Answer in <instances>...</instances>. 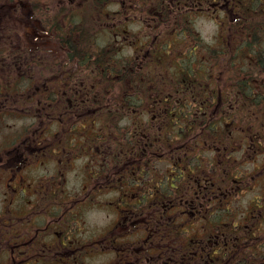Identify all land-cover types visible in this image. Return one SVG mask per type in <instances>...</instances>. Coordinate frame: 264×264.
Listing matches in <instances>:
<instances>
[{"label": "flooded vegetation", "instance_id": "obj_1", "mask_svg": "<svg viewBox=\"0 0 264 264\" xmlns=\"http://www.w3.org/2000/svg\"><path fill=\"white\" fill-rule=\"evenodd\" d=\"M179 1L0 2V23H13L11 35L0 31V66L6 60L11 62L9 68L14 79L9 82L11 87H15L20 85L18 75L31 70L37 58L43 59L47 74L60 75L63 83L67 82L41 80L45 87L39 93L41 100L54 102L55 108L62 106L63 110L71 106L70 110L63 111L69 118L79 115L81 110L95 111L102 107L107 110V113L103 112L102 120L107 130L100 133L105 149L100 151L107 159L115 157L110 161L115 167L121 165L124 168L115 171V167L110 166L108 172L101 171L97 179L102 180L101 183H110L118 193L115 202L119 217L113 229L116 236L109 235L112 242L107 246L101 242L103 247L93 248V252L111 250L114 258L109 264H264V224L260 222L264 219V204H255V211L247 214V222L237 221L229 210L230 201L239 197L245 187L254 188L251 179L256 182L264 177V77L256 90L250 82L242 80L241 46L235 63V84L228 86L232 80L226 76L229 68L226 55L222 56L220 63L212 64L210 56L205 54V47L198 46L194 40V26L184 25L194 21L195 16L202 15L213 17L215 22L222 24L235 21L236 30L226 29L221 36L227 38L235 33L239 46L245 36L253 37L258 33L249 30L247 22L264 20V0H188L184 13L178 9ZM251 4L255 6L254 14L249 11ZM205 10L209 13L206 14ZM55 19L63 25H55ZM129 23H139L143 28L139 32L133 31L128 27ZM82 24H85L84 28ZM181 32L188 36L192 47L186 45L177 52L171 51L169 56L163 46L170 42L171 36ZM19 34L26 38L27 47L21 44ZM105 36L112 40L100 46L104 44ZM137 39L139 41L135 45ZM196 50L204 51L203 58L208 66L199 63L182 66L179 70L180 62L175 64L176 54L186 56L188 53L187 59L191 60ZM40 53L46 56H40ZM166 58L162 63L161 60ZM201 67L205 71L201 78L188 79L189 83L183 87L175 78L174 84H170L169 73L175 76L177 72L186 73L189 69L187 73L196 76ZM213 67H220V71L212 73ZM262 67L264 73V63ZM132 70L136 79L129 82L125 79ZM211 77L216 87L209 84ZM15 79L17 83L14 85ZM3 82L8 84L1 71L0 84ZM138 82H143L138 86V93L151 98V102L140 104L124 93V89L130 90ZM34 86L39 90L37 85ZM150 88L152 92L148 93ZM122 90L124 95L120 97ZM117 91L119 95H116ZM6 92L0 90V100L20 95L29 101V93L15 90V93L5 96ZM180 94H185L186 99ZM77 101L87 104L83 107L73 104ZM89 102H92V107ZM228 102L235 106H229ZM247 102L249 107H246ZM211 106L213 110H210ZM70 112L76 114L69 115ZM148 112L150 117L146 115ZM128 113H133L132 119L121 126V118ZM58 131L52 136L59 137ZM237 132L248 136V147L257 154L249 174L237 164L235 153L244 150L243 142L235 137ZM43 138H38V143L32 145L41 149ZM73 140H69L71 145ZM25 147L17 145L5 150L0 155V172L7 173L12 179L27 158ZM60 147V150H52L49 154L60 156L63 153L64 156L67 153L61 137ZM69 148V152L73 151V147ZM47 151L43 150V153ZM207 151H213L214 156H207ZM70 155L73 159L74 154ZM156 159L171 162L161 171L152 163ZM134 167H138V175L126 172ZM92 173L97 174L95 170L89 173L88 184L83 190L86 194L96 186ZM52 177H45L36 187L56 185ZM21 178L20 187L8 183L11 189L9 200L12 202L21 198V193L27 195L29 184L25 187ZM36 187L34 192L44 193ZM22 188L23 192H20ZM223 199L227 205L228 221L233 223L227 228L222 227L227 222L220 221L221 214L209 213L213 204ZM256 199L254 197L252 203ZM1 209L4 211L0 212V264L79 262L73 248L78 249L76 246L80 240L77 238L81 237L74 232L55 231L53 243L41 240L39 244L37 238L31 241L32 233L27 232L29 238H26L18 231L17 221L27 222L25 217L28 213L19 216L8 204ZM260 211L263 218H259ZM193 224H199L201 230L193 229L189 236L187 228ZM120 228L125 229L122 234ZM44 231L39 230L41 239ZM117 235L125 236L118 240ZM101 238L109 239L106 235ZM69 242H74V245ZM71 259L73 261H69Z\"/></svg>", "mask_w": 264, "mask_h": 264}, {"label": "rangeland", "instance_id": "obj_2", "mask_svg": "<svg viewBox=\"0 0 264 264\" xmlns=\"http://www.w3.org/2000/svg\"><path fill=\"white\" fill-rule=\"evenodd\" d=\"M178 5L179 11H183L182 13H184L189 2L188 0H180ZM205 9L207 8L205 7ZM205 13L208 14L209 10H205ZM259 21L260 22H252L258 29V33H254L251 40L247 39V41L253 42L252 48H243L240 56V60L243 63L242 80L250 82L255 90L260 84V79L264 77L262 67L264 61H261V59L264 60V20L260 19ZM1 24H4V30H7L9 33L13 32V24L7 26L6 21ZM62 25L63 23H61V26ZM127 25L131 30L136 32H139L140 29L143 28L139 23H129ZM184 25L194 26V40L200 46H209L208 49L212 62L219 61L220 50L214 51L212 49L213 46L218 44V38H215L217 35V24L213 20V17L210 18L205 15L199 17L195 16L194 21L190 23L185 22ZM242 30H244V27ZM213 33H215V35H213ZM175 36L178 38H175ZM205 36H212L213 42H206L204 39ZM19 37L22 41L21 44L27 47L26 38L21 34H19ZM187 37L181 32L180 34L171 36L169 40L172 47H175L178 51L186 45L191 46V44L186 43ZM189 39L192 42V39ZM111 40V37L105 36L102 40L104 44L99 45L104 46ZM138 41L139 39H137L135 45H137ZM183 41H185L186 45L182 43ZM255 41L259 43H255ZM241 42L243 45L246 44L244 39H242ZM4 46L7 45L4 44ZM167 49L169 50L171 48L166 46L165 50ZM203 52L204 51H201L199 53V58L195 61L188 60L187 56H184L185 54L177 53V56L175 55V64L176 62H180L181 66H178L179 70L182 69V66L187 67L188 65L192 66L199 63L208 66V62L203 58ZM5 55L7 56L6 51ZM40 56L46 55L40 53ZM12 59H14V57ZM35 62L31 70L27 69L28 72H24L20 74V76L18 75L20 85H16L15 87H11V83L9 82L10 79H14L11 78V71L9 68L11 62L6 60V63L0 66V74L2 71L3 79L8 83L6 84L3 82L0 84V90H3L4 93L7 91L5 96H10V94L15 93V90L18 93H29V101H26V99L20 95L18 97L15 96L14 99L3 97L2 100H0V155L3 154L5 150L13 149V147L17 145L31 147L28 149L25 147V150L28 152L27 158L24 163L22 162L12 179L9 178L7 173L0 172V212H3L4 210L1 208L7 207L8 204L13 210L18 212L17 215L19 216L28 213V216L25 217L27 222H22L23 220L17 221L19 225H22H17L18 231L26 236V238H29L27 232L32 233L31 241L37 238L39 244H41V240L43 242L53 243L56 239L55 231H59L60 233L70 231L69 234L74 232L75 235L81 237L84 241L77 238L80 240V243L76 246L78 249H75V247L73 248L74 256H77L76 261L79 262H63V264H109L114 258V253H112L111 250L105 249V251L95 252L92 250L96 247L102 248L101 242L103 241L105 243L104 246L112 242L110 238L113 235L116 236V232L114 233L113 229L119 217V215L116 214V207L118 205L115 202L118 193L113 190V187H110V183H101L102 180H97L101 171L106 173L110 166L115 167L114 164L110 162L115 159V157L107 159L100 151L103 150V148L105 149L100 133L107 130V125L103 126L102 122L105 115L103 112L107 113V110L104 107L100 109L102 112H100V110H81L79 115L70 112L69 115L75 116L69 118L63 111L70 110L71 106L63 110L62 106L60 108H55L54 102H45L41 100L39 93L43 92L45 89L41 80H48L51 82L61 80L63 83L64 79L61 78L60 75L55 76L47 74L48 68L44 66L45 62L43 59L37 58ZM251 62L259 63L260 66L251 68ZM259 68L262 71H260ZM188 71L189 69L186 70V73ZM236 71L235 67H233V71H230L232 73V81L229 85L235 84ZM186 73L183 75H186ZM68 80L72 81L70 78ZM24 81L26 82L23 83ZM16 83L17 80L15 79L14 85ZM204 84H206L205 81ZM209 84L212 87L217 86L213 77L209 80ZM34 85H37L39 90H36V86ZM166 89L167 85L165 86V90ZM148 92L151 93L152 89L150 88ZM180 95L183 96L184 100L186 99L185 94ZM59 96H63V94H59ZM76 103L81 107L87 104V102L82 101L73 102V104ZM89 105L92 107V102H89ZM228 105L235 106V104L230 102H228ZM249 105L250 103L246 104L248 107ZM213 109L214 107L211 106L210 110ZM54 111H56L55 114H53ZM209 116L210 115L205 118ZM132 117L133 113H128L126 117H122L120 125L124 126L125 123L130 122ZM102 126L103 129H100ZM57 131L59 137H53L52 135ZM40 137H44L42 140L43 147L41 149L38 147L39 149H37L35 148L36 146L32 144L38 143V138ZM60 137L62 138L63 146L67 147V153L64 156H62L63 153H61L60 156L56 153L49 154L52 150L54 152L62 148L60 147ZM235 137L240 143L243 142L242 147L244 146L243 151H237L235 153L237 156L236 158H238L237 164L240 165L242 171H251L257 154L248 147V136L246 134L237 132ZM71 139H74L73 145L69 143ZM69 147H73V151L69 152ZM204 148L207 147L205 146ZM43 150L48 151L43 153ZM70 153L74 154L73 159ZM206 155L212 157L214 156V152L207 151ZM262 157L263 156L260 157V160ZM170 162L171 160L156 159L152 163L155 164V168L162 171L167 168ZM123 168L124 167L120 165L119 167H115V171L122 170ZM93 170H95L97 174L95 175V173H92L90 175H95L94 184L96 186L91 188V190L89 189L90 193L86 194L83 190L88 184L89 173ZM126 172L130 175L139 174L138 167L127 169ZM249 173L250 172L247 174ZM21 176L23 177V185L27 187L26 185L29 184V187L26 188L27 195L24 196L23 193H21L22 197L12 202L9 200L11 189H9L8 183H13L14 186L20 187L22 185ZM51 176H54L52 178H54V182H57L56 185H45V188L36 187L40 185L38 184L39 181H44L45 177L49 178ZM116 180H118V178ZM251 184L254 185L253 189L245 187L238 195L239 197L236 196L235 199L230 201L229 210L235 215L237 221L247 222L246 220L249 218L247 214L255 211V204H264V177L256 182L251 179ZM35 187L36 190L44 191V193L40 192L38 194L37 191L34 192ZM20 192H23V188ZM254 197H257V199L252 203ZM19 207H21L20 210H18ZM226 208V201L223 199L213 204V207L209 210V213L214 212L215 214H221L220 221L223 223L227 222L226 225H222L223 228L233 225V223L228 221V214L225 211ZM59 216L62 218H59ZM259 218H263V213L261 211L259 212ZM260 222L264 224V219ZM187 229L189 230L187 234L191 236L193 229L195 231H200L201 227L199 224H193ZM39 230L40 232L45 230L42 239L39 235ZM119 231L122 234L125 229L120 228ZM105 235L109 238L108 240L101 238V236ZM68 236L70 237L71 235ZM117 236L119 237L116 239L119 240L125 235ZM98 242L99 244H97ZM69 244L74 245V242H69ZM43 248L45 249L46 246L43 245ZM70 253L71 251L69 250V254ZM65 254H68V252ZM51 258L54 257L51 256ZM80 260H83V263ZM69 261L73 260L71 259Z\"/></svg>", "mask_w": 264, "mask_h": 264}, {"label": "trees", "instance_id": "obj_3", "mask_svg": "<svg viewBox=\"0 0 264 264\" xmlns=\"http://www.w3.org/2000/svg\"><path fill=\"white\" fill-rule=\"evenodd\" d=\"M11 1H13V0H0L1 3H6V2H11ZM254 9H255V6L253 4H251L249 6V11H250L251 14H254ZM228 23H229L230 27H232L233 29H236V26L237 25L235 23H233V24H231L230 22H228ZM247 23L250 24V25H252V21L251 20L249 22H247ZM54 24L55 25H58L59 27L61 26V22L59 21V19H55L54 20ZM82 26L84 28L85 27V24H82ZM223 27L224 26H222V29H223ZM85 35H87V34L85 33ZM235 37H237V35L234 33V38ZM166 60H167V58L165 60L162 59L161 62L162 63H165ZM204 72L205 71L203 69H199L198 72L196 73V76H193L192 74L189 75V73H186V75H183L185 73H183L181 71L177 72L175 74V76H173L172 74L169 73L168 74L169 82H170L171 85H173L174 84V78H175L177 80V82L183 87V86H186L189 83L188 82V79L195 80L196 78H201V76H204V74H203ZM117 74H118V72H117ZM121 75H122V73H121ZM134 79H136V76H135V74H133V70H132L131 73H129L127 79H125V80H128L130 82V80L133 81ZM141 84H143V82H138V85L137 86H131L130 90L124 89V93L126 95H129L130 100L133 99V100H135L136 102H138L140 104H147L148 102H151L150 101L151 98L148 99L147 97H145L143 95H140L138 93V91H139V87L138 86L141 85ZM124 93H123V90H122V92H121L122 95H120V97H122L124 95ZM148 93H150V92H148ZM117 94L119 95L118 91H117L116 95ZM146 115L148 117L151 116L149 112ZM157 119H159V118H157Z\"/></svg>", "mask_w": 264, "mask_h": 264}, {"label": "clouds", "instance_id": "obj_4", "mask_svg": "<svg viewBox=\"0 0 264 264\" xmlns=\"http://www.w3.org/2000/svg\"><path fill=\"white\" fill-rule=\"evenodd\" d=\"M218 27L219 26L217 25V30H218ZM213 35H215V33H213ZM204 39L208 43H212L213 42L212 36H205Z\"/></svg>", "mask_w": 264, "mask_h": 264}]
</instances>
